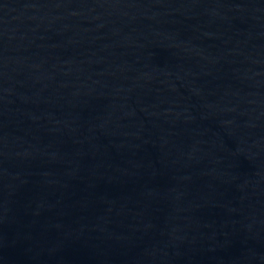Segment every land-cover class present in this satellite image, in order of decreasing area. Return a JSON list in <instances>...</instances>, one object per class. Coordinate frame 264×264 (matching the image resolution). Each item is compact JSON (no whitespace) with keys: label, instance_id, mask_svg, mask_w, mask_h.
I'll list each match as a JSON object with an SVG mask.
<instances>
[{"label":"water","instance_id":"obj_1","mask_svg":"<svg viewBox=\"0 0 264 264\" xmlns=\"http://www.w3.org/2000/svg\"><path fill=\"white\" fill-rule=\"evenodd\" d=\"M0 264H264V0H0Z\"/></svg>","mask_w":264,"mask_h":264}]
</instances>
